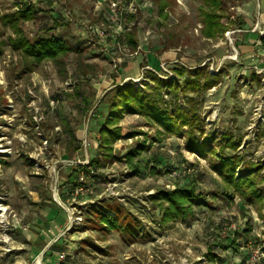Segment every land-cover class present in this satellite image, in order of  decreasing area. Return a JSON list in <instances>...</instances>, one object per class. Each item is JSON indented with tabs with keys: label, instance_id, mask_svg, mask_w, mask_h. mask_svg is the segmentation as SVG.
<instances>
[{
	"label": "rangeland",
	"instance_id": "374dc122",
	"mask_svg": "<svg viewBox=\"0 0 264 264\" xmlns=\"http://www.w3.org/2000/svg\"><path fill=\"white\" fill-rule=\"evenodd\" d=\"M25 6L35 17L18 22L22 35L64 40L66 56L34 67L8 45L14 34L2 18ZM199 6L0 0V264H36L37 257L38 264H264V208L224 196L209 166L215 155L187 151L183 132L163 133L138 115L119 121L122 136H133L113 144L114 159L104 162L93 140L105 115L99 101L115 86L143 89L151 85L148 72L168 79L175 68L202 69L215 86L188 96L205 135L230 134L239 147L220 155L259 162L264 175V80L256 73L264 65V0H222L226 31L214 39L201 34ZM139 144L145 149L131 161L140 168L134 174L123 157ZM191 180L202 195L194 215L160 224L149 196ZM101 212L136 234L107 230Z\"/></svg>",
	"mask_w": 264,
	"mask_h": 264
},
{
	"label": "trees",
	"instance_id": "16d2710c",
	"mask_svg": "<svg viewBox=\"0 0 264 264\" xmlns=\"http://www.w3.org/2000/svg\"><path fill=\"white\" fill-rule=\"evenodd\" d=\"M194 1L200 2L198 14L203 23L201 30L203 37L214 39L222 35L226 31L225 26L221 23L222 0ZM163 8L164 5H161L160 2L159 15L166 18ZM34 15V10L25 6L22 10H17V12L2 18L3 23L8 25L14 34V38H9L8 45L13 50L20 52L31 66H39L46 60L57 62L71 51L66 41L52 36H35L29 41L22 35L18 22L21 20L30 21L34 19ZM126 35L131 47H137L133 33L130 32ZM260 40L264 45V37H261ZM172 71L174 77L168 79H161L155 73L148 72L146 77L151 85L145 84L143 89H139L127 82L115 86L106 93L103 100L99 101V103L105 104V115L93 140L96 141L102 159L104 162L114 159L113 144L123 137L133 136V134L122 136L121 126H119L121 118L124 115H138L156 125L163 133L177 135L183 132L187 151L195 153L201 158H206L208 154L215 155L216 162L209 160V166L218 177L224 196L231 201L237 197L244 204L258 205V210H261L264 208L262 164L259 162L242 164V158L235 153L230 156L220 155L225 148L235 152L239 147V141L234 140L230 134L219 138L205 135L199 108L195 104L194 97L188 96L189 93H200L215 86V77H207L202 69L189 72L183 68H175ZM181 77H184L182 83L177 80ZM179 98H186V105L178 104ZM95 112L99 113V105L95 107L93 114ZM144 149L145 145L139 144L136 148L128 150L123 157L130 164L134 174H137L140 168L138 164L132 166L131 161ZM116 159L122 160L121 158ZM152 161L157 164L155 159ZM0 163L4 162L0 161ZM94 164V160L88 163L89 166ZM79 168L82 167L78 166L75 172L79 173ZM201 198L202 195L196 190L195 180H191L184 186H175L173 190H158L149 196L151 203L160 213V224L162 225L178 219L191 218L194 215L193 207L200 204ZM118 218L119 216L113 218L105 212L99 213L100 224L107 230H128V233L134 236L137 230L134 227L129 230L127 225L122 226Z\"/></svg>",
	"mask_w": 264,
	"mask_h": 264
},
{
	"label": "built area",
	"instance_id": "2783aa9c",
	"mask_svg": "<svg viewBox=\"0 0 264 264\" xmlns=\"http://www.w3.org/2000/svg\"><path fill=\"white\" fill-rule=\"evenodd\" d=\"M152 72H154L157 76L160 77V74H159L158 72H156L155 70L152 71ZM256 73H257L258 75H262V79L264 80V68H259V70L256 71ZM51 103H52V102H51Z\"/></svg>",
	"mask_w": 264,
	"mask_h": 264
},
{
	"label": "crops",
	"instance_id": "0c3cea01",
	"mask_svg": "<svg viewBox=\"0 0 264 264\" xmlns=\"http://www.w3.org/2000/svg\"><path fill=\"white\" fill-rule=\"evenodd\" d=\"M241 32H243V31H246V29L245 28H242V30H240ZM257 68V67H256ZM261 68H264V65H261ZM5 207V206H4ZM6 208V207H5ZM7 209V208H6ZM7 212V211H6ZM43 254V253H42Z\"/></svg>",
	"mask_w": 264,
	"mask_h": 264
},
{
	"label": "bare ground",
	"instance_id": "6f19581e",
	"mask_svg": "<svg viewBox=\"0 0 264 264\" xmlns=\"http://www.w3.org/2000/svg\"><path fill=\"white\" fill-rule=\"evenodd\" d=\"M0 211H5V209L0 208ZM38 261H39V257H37V259H36V264H38Z\"/></svg>",
	"mask_w": 264,
	"mask_h": 264
}]
</instances>
